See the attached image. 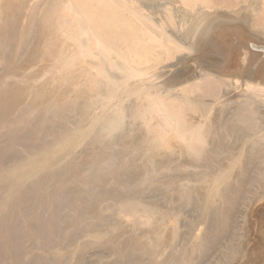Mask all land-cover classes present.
I'll use <instances>...</instances> for the list:
<instances>
[{"label": "bare ground", "instance_id": "1", "mask_svg": "<svg viewBox=\"0 0 264 264\" xmlns=\"http://www.w3.org/2000/svg\"><path fill=\"white\" fill-rule=\"evenodd\" d=\"M0 264H264V0H0Z\"/></svg>", "mask_w": 264, "mask_h": 264}, {"label": "rangeland", "instance_id": "2", "mask_svg": "<svg viewBox=\"0 0 264 264\" xmlns=\"http://www.w3.org/2000/svg\"><path fill=\"white\" fill-rule=\"evenodd\" d=\"M24 60V63L26 62L25 60H26V58L25 59H23ZM23 60H22V62L21 63H23ZM20 63V64H21ZM23 63V65H25ZM40 65H41V63H40ZM40 65H38V67L37 66H33V64L32 65H29V68H30V70H24V68H23V71H24V76L27 78L28 76H32V74H38L39 75V73H41L40 74V76H36V77H34L37 81H35V79L33 78V76H35V75H33L32 76V78H30V77H28L30 80H32L31 82H32V87H30V85L29 84H31V82H30V80L27 82V79L25 80V85H28L27 87H25V85H24V80H23V82L22 81H20V82H22L23 84L22 85H20V86H23V88H21L22 89V91H24L23 92V96H26L25 98L28 100L29 98V100H32L31 98L32 97H30V95L32 94L31 93V90H32V88L34 87V89L37 87V85H39V84H41V83H46V81L49 83V81L48 80H50V82H51V72H49V70H46L45 69V67H44V65L42 64V66L41 67H44V69H45V71H44V69H42L41 67H40ZM25 66H27V63H26V65ZM32 66V67H31ZM24 67V66H23ZM35 67L36 68H38V69H35ZM27 68H28V66H27ZM28 68V69H29ZM32 68H34L35 69V72L36 71H38V70H40L39 68H41V71L42 72H37V73H35L34 72V69L32 70ZM30 71V72H29ZM32 71V72H31ZM47 71V76L46 75H43V77L41 76L44 72H46ZM28 72V73H27ZM29 74V75H28ZM31 74V75H30ZM50 74V75H49ZM23 76V77H24ZM24 77V78H25ZM43 79H42V78ZM45 77V78H44ZM49 77V78H48ZM38 79H39V81H38ZM45 81V82H44ZM20 82H18V84H20ZM37 82V83H36ZM38 82H40L39 84H38ZM29 83V84H28ZM46 86L47 85H50V83L49 84H45ZM27 88V90H25V89ZM24 89V90H23ZM30 89V90H29ZM28 93V94H27ZM26 94V95H25ZM157 223V222H156ZM166 223H167V225H166ZM166 223H164V225H163V223L162 224H157V227L159 228V234H158V237H154V238H146V240H145V238L144 237H141L140 238V241L142 242V240L143 241H145L144 242V245L146 246V247H148L149 248V244H155L156 243V245L155 246H153V247H155V248H157V249H155L154 248V250L155 251H158V249L161 251V252H163L164 250H166V249H168L169 250V248H168V244H169V246H170V244L172 243L171 241L173 240V236L175 235L174 234V232L176 233V230H177V224H176V220H174V222H171V221H167ZM134 224L132 223V221H130V220H123V222H122V224L121 225H118L117 227H116V231L114 230V232H113V236H111V238H110V240L112 239L113 241H111L112 243L111 244H113V242L115 241L116 242V244H119V245H121V246H124V247H126V246H128V245H131L132 244V242H133V237L136 235V231L134 230ZM161 226H163V227H161ZM166 226V227H165ZM143 227H145V226H143ZM175 228V229H174ZM167 229V230H166ZM174 229V230H173ZM174 231V232H173ZM171 236V237H170ZM103 237V236H102ZM102 237H99V239H101ZM164 237V238H163ZM156 238V239H155ZM159 238V239H158ZM119 240V241H118ZM149 240H150V242H149ZM147 242V243H146ZM110 243V242H109ZM158 244V245H157ZM161 249H160V248ZM164 247V248H163ZM151 249V248H150ZM165 252V251H164ZM163 252V253H164ZM76 255V254H75ZM77 258V256H74V258ZM73 258V259H74ZM75 258V259H76ZM74 259V260H75Z\"/></svg>", "mask_w": 264, "mask_h": 264}]
</instances>
